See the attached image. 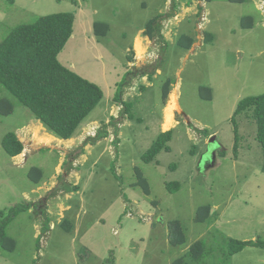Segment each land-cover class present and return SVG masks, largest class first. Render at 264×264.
Masks as SVG:
<instances>
[{
  "label": "rangeland",
  "instance_id": "374dc122",
  "mask_svg": "<svg viewBox=\"0 0 264 264\" xmlns=\"http://www.w3.org/2000/svg\"><path fill=\"white\" fill-rule=\"evenodd\" d=\"M177 2L170 0L168 8L173 18L165 23L168 45L159 36L154 43L161 50L152 57L153 65L142 69L141 63L135 66L133 41L160 13L163 0H0V43L20 24L50 13L76 14L71 43L60 61L97 83L106 95L118 100L124 96L126 108L120 109V101V111L111 113L117 118L111 115L105 126L101 118L111 109L106 98L101 101L95 114L101 124L92 135L97 131L107 135L97 140L96 157L108 149L98 166L82 161L70 178L66 173L74 165L73 153L88 145L84 144L88 136L75 135L81 141L77 147L43 138L41 129L32 125V120L41 121L0 84V99L7 96L15 109L8 116L0 114V221L16 206L27 207L7 225L17 247L13 252L0 248V264H172L200 239L208 252L201 262L187 258V264H264V248L228 254L229 237L264 240L263 150L257 122L253 109L236 115L241 100L264 94V15L255 0L244 4L214 0L209 4V23L197 30L196 15L174 18ZM246 16L254 19L252 28L243 29ZM94 22L107 23L109 31L96 32ZM199 32L212 37L203 38L208 43L203 41L197 53L185 59L187 51L177 46L175 38L180 33L197 39ZM157 68L163 74L156 73ZM180 77L182 120L173 131L170 149L147 163L142 156L162 132L166 87L169 80ZM202 85L212 97H204ZM168 116L172 121L171 109ZM10 131L25 144L19 157L12 158L3 147ZM56 144L58 150H41ZM62 158L63 172L54 184ZM33 166L44 169L37 182L30 177ZM137 168L152 192L137 184ZM175 182L178 187L171 184ZM62 204L71 205V210H63ZM206 204L215 206L216 215L211 221H196L198 208ZM46 218L51 220L47 230ZM174 219L181 221L186 233L183 245L169 241L168 224Z\"/></svg>",
  "mask_w": 264,
  "mask_h": 264
},
{
  "label": "trees",
  "instance_id": "16d2710c",
  "mask_svg": "<svg viewBox=\"0 0 264 264\" xmlns=\"http://www.w3.org/2000/svg\"><path fill=\"white\" fill-rule=\"evenodd\" d=\"M230 1L243 2L244 0ZM159 18L157 16L150 20L147 28L153 31L152 27ZM247 19L249 21L245 22ZM251 21H253L252 17H244L243 26L251 27L253 25ZM74 24L75 15L72 12L50 13L39 17L33 23L16 26L0 43V84L23 105L30 108L47 129L63 139L72 138L83 121L104 98V91L98 84L80 76L62 64L59 59V55L73 35ZM95 25L98 33L106 34L109 31L107 23L95 22ZM207 36L210 38L211 34L208 33ZM182 39L192 44V41L189 42V36L184 35ZM191 44L188 45L191 46ZM168 89L166 87L165 98ZM201 89V92L205 91V98L211 97L209 88L202 87ZM249 109L254 110L253 114L257 122V139L263 150L262 171L264 172V94L248 96L241 100L236 109V115L243 114ZM14 110L12 100L3 96L0 99V114L8 116ZM106 135L107 132L99 131L96 136L89 137L85 144L96 143ZM172 136V130L161 132L142 156L143 161L152 162L160 152L168 151ZM238 141L239 133L236 129L235 150H238ZM3 147L11 157H14L23 153L25 144L15 132L10 131L3 139ZM137 171L139 177L137 184L142 185L146 192H151L148 180L139 168ZM42 176L43 171L40 167L31 168L30 177L36 182ZM171 184L175 187L179 186L177 182ZM172 185H169V188H173ZM29 205L32 206V204ZM26 208L24 205L16 206L13 214L11 213L10 216L0 221V248L15 251L17 241L8 235L6 228L12 216ZM211 209L210 205H202L198 208L196 221H207L211 216ZM49 225L50 219L46 218L44 229H49ZM168 229L169 241L172 245L187 243L186 233L180 220H170ZM247 246L264 248V240L243 241L229 238L228 254L233 256ZM189 249L185 256L177 258L172 264H187L188 260L199 263L208 252L206 242L202 239L197 240Z\"/></svg>",
  "mask_w": 264,
  "mask_h": 264
},
{
  "label": "crops",
  "instance_id": "0c3cea01",
  "mask_svg": "<svg viewBox=\"0 0 264 264\" xmlns=\"http://www.w3.org/2000/svg\"><path fill=\"white\" fill-rule=\"evenodd\" d=\"M163 1H164V6L162 8L160 7L161 8L160 13L158 15H156V17L157 16L160 17L159 20H158L159 21V25L158 24H155L152 27L153 31L149 30L147 28V26H146V28L141 29L139 32L143 33V36L140 35V34H138V35L135 36L134 41H133V48H134V51L136 53V59L138 61L137 62V65H135V66H138V64L141 63L143 65L142 69L145 66H151V65H153L154 60H152L153 59L152 57L157 53V50L158 51L161 50V48H159V46H156V44L154 43V42H157V38H159V36L164 37V40H165L164 41V45H166V44L168 45V43L166 41L170 38V33L168 31V28H167L168 27V24H166V27H165V23L168 20L171 21L173 18H172V16L169 17L168 14H167L168 13V8L170 7L169 6L170 0H163ZM184 1L185 0H178V2H177V9H178V11H176V14H173L174 15V18L180 20V16L182 15L183 18L185 19L186 16H187L186 15L187 13H191L192 16L196 15L197 17H199V20L200 21L197 20L195 22V29H197L200 26L202 28L205 25V22L207 24L209 23L208 17H209L210 12H211L210 11V8H209V6H210L209 4L212 3L214 0H210V1H208V0H186L187 3H188V5L182 6V4H183ZM228 1H230V0H228ZM250 1H253V0H250ZM255 1H256V4H255L256 8L258 9V11L261 12V14L264 15V0H255ZM230 2L233 3V4H244V3H247L248 0H244L243 2H232V1H230ZM82 13H83V9H81L79 11L78 15H80ZM74 15H75V20H76L77 15L76 14H74ZM81 16L82 15H80V18H81ZM154 18H152V19H154ZM161 23H162V28H161V25H160ZM251 23L252 24L254 23V19H253V21H251ZM242 27H243V25H242ZM252 27H253V25L250 28H252ZM243 29H245V28L243 27ZM157 30H159V31H157ZM184 35L185 34H180L179 33V37L178 38H175L174 42L177 44V46H179L180 48L185 49L187 51V53L185 54L184 58L185 59L186 58L188 59V58H190L191 53L196 54L197 53V48L198 47H202L204 45V43L207 42L204 39H207L208 36L207 35L202 36L200 34V32H199V34H197V39H195V36H193V35H190V36L187 35L190 38V40L189 39H187V40H189V42L192 41V44H191V43H188V41L182 39V38H184ZM203 41H204V43H203ZM68 42L71 43V40H69ZM188 44L189 45L191 44V46H189ZM140 48L143 51V55L139 54L140 53V51H139ZM146 54H149L150 58L149 57H147L148 59L145 58L146 57ZM66 66L71 67L72 65H66ZM128 70L129 69H127V71ZM162 72H163V70L161 68H157L156 69V73L163 74ZM85 77H87V76H85ZM145 77H147V76H145ZM88 80H90V78ZM181 80H182L181 77L179 78V81H176V82H172L171 80H169V83H168V85H169L168 94H167V96H166V98L164 100V116L162 118V125H161L162 126V132L167 131V130L174 131V129L176 128V126L178 125V123L180 122V120H182V118L180 116V114L182 115V106L180 104V98H181V95H182V91H181L182 82H181ZM173 84H174V87L172 86ZM151 85H152V83H150V86ZM202 87H203V85L201 86V88ZM115 96L116 95H114V97H112L110 95L108 96V95L105 94V91H104V98H106L107 103H109V107L111 109L110 112H109V114H108V116H106L105 118L102 116V118H101V119H104V122L103 123H105L106 125H110V121H111L110 120V117H111V115H113V117L117 118L114 114H111L112 112L115 113L117 111H120V109H126L125 108V105H124V102H122V101H124V99H123L124 96L121 97V100H118V98L115 97ZM120 101L123 103V106L121 105V102ZM100 105H101V102L87 116V118L83 121V123L80 125V127L78 128V130L76 131V133L74 134V136L72 138H69V139H63V138L58 137L57 135H55L54 133H52L49 129H47L45 127V125L42 122H40V121H39L40 123H35L32 120V125H37L38 128L41 129L40 133L42 134L41 136L43 138L44 137L45 138L47 137L46 139H49L50 138L51 141L52 140H57L58 142H66L67 143V146H71L73 144L74 147H77L81 143V141H79V140L77 141L75 135H77V134H83L85 137L88 136V138L89 137H94L92 135L93 132H94V130L96 128H99V125L101 124V122H100L99 117L96 116L95 114L97 112L96 110H98L100 108ZM121 106H122V108H120ZM171 107L173 109V111H172V121L169 120V116H168V109H170ZM14 112H15V110H14ZM91 115H94L95 117L91 118ZM125 121L126 122H124V126H125V124H127V122L129 120L126 119ZM27 126L29 127L31 125L29 124ZM38 135L39 134H37V136ZM46 139H45V141H48ZM87 139H86V141H87ZM84 141H83V143H84ZM78 142H79V144H78ZM90 143L91 142H89L88 145L83 146V148L80 149L79 151H77L76 153H73V156L72 157H73L74 165H72L71 170L66 173V177H70V178L72 177L73 178L74 174H77L78 173V171L75 170V167H79V165L82 164L81 163L82 161L86 162V161L90 160V162L92 164V167L98 166V163L101 160V157H102L103 152L106 151L108 148H103V150L102 149L101 150L99 149L100 150V153L96 157V155H95V147L98 146V143L97 142H96L97 144L96 143L90 144ZM58 148H59V145L56 144V146L53 147V148H51L48 145V147H43V148H41V150L48 149L49 151H52V150H55V149L58 150ZM67 154H64L65 157H67ZM15 157H19V156H15ZM12 158H14V157H12ZM75 161H77L78 163L77 162L75 163ZM64 162H65V159L62 158L61 161L58 163V165L56 167L57 168V172H56V175L53 176L52 183L54 182V184H55L56 182L54 180H56L57 175H60L63 172V163ZM40 168L42 169V171L44 170L42 167H40ZM149 186H150V184H149ZM149 188H150V191L152 192L151 186ZM67 193H69V192H67ZM206 205H210L212 207V209H211V216L207 220V221H209V220L211 221L212 218L214 217V215H216L217 209L215 208V206L213 204H206ZM70 206L71 205L65 206L64 204H62V209L63 210H65V209L71 210ZM131 207H133V206H131ZM220 215L221 214H219V218H220ZM229 238H233V237H229ZM255 238L256 237L254 236V238H252V239L243 238V239H238V240H243V241L258 240V238H256V239ZM234 239H236V238H234ZM253 247H257V246H247L244 250H242V252H245L247 250V248H253ZM258 248H261V247H258Z\"/></svg>",
  "mask_w": 264,
  "mask_h": 264
},
{
  "label": "bare ground",
  "instance_id": "6f19581e",
  "mask_svg": "<svg viewBox=\"0 0 264 264\" xmlns=\"http://www.w3.org/2000/svg\"><path fill=\"white\" fill-rule=\"evenodd\" d=\"M139 54H141V55H143V51L141 50V48H140V53ZM175 97V96H174ZM174 100V99H173ZM171 109V111H173V109H172V107L170 108ZM170 109H168V112H170ZM171 114V113H170Z\"/></svg>",
  "mask_w": 264,
  "mask_h": 264
},
{
  "label": "water",
  "instance_id": "95a60500",
  "mask_svg": "<svg viewBox=\"0 0 264 264\" xmlns=\"http://www.w3.org/2000/svg\"><path fill=\"white\" fill-rule=\"evenodd\" d=\"M216 141V136L212 137V139L210 140L211 143H215Z\"/></svg>",
  "mask_w": 264,
  "mask_h": 264
}]
</instances>
